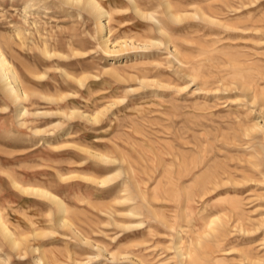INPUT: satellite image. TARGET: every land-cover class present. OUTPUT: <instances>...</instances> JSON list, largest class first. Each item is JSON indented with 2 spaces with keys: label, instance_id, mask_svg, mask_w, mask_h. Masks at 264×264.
Wrapping results in <instances>:
<instances>
[{
  "label": "rangeland",
  "instance_id": "374dc122",
  "mask_svg": "<svg viewBox=\"0 0 264 264\" xmlns=\"http://www.w3.org/2000/svg\"><path fill=\"white\" fill-rule=\"evenodd\" d=\"M95 1L0 0V264H207L236 185L264 204V0Z\"/></svg>",
  "mask_w": 264,
  "mask_h": 264
},
{
  "label": "bare ground",
  "instance_id": "6f19581e",
  "mask_svg": "<svg viewBox=\"0 0 264 264\" xmlns=\"http://www.w3.org/2000/svg\"><path fill=\"white\" fill-rule=\"evenodd\" d=\"M75 1L77 3L85 4V6L89 8V11L91 10L94 14H96L100 24V29H102L103 31L105 28V24L102 22L101 17L105 16L106 11L103 10L102 7L95 0H75ZM179 15H176L174 13L171 14V16L175 18H180L181 16ZM103 45L105 46V50H107L108 52L119 51L125 47H128L127 41L122 42V45L120 46L119 49L116 47V45L110 46L109 39L108 37H106V35H103ZM12 79L17 80V73L15 72L14 69L11 68L10 62L8 61V59L0 49V82H1L0 84H3L4 90L8 92L9 95L13 96L16 100H20L21 94L13 84ZM259 99H256V101L258 100L257 103L261 104V107L264 110V101L261 103ZM95 118H97V116H95ZM248 131H249L248 133L246 132L247 136L252 135L253 134L252 132L255 131L260 132L264 135V123L256 122L254 123L252 128ZM254 150H256V154L254 156H256L255 158L257 160L254 163V165H256L257 169L260 171V173H262L264 178V165H263L264 162L260 158V156L262 155L258 153L257 149ZM109 178L102 180L101 182L106 183L109 180ZM247 180L253 182V180L256 179L253 177H248ZM262 181L264 182V180ZM259 182H257V184ZM253 183H251L250 185L251 187H254ZM241 184L242 185L240 186L236 185V187L234 188V191L237 192V194L235 196L229 197L227 203L222 207L221 211L223 214L222 215L217 214L208 220L207 226L208 228H210V230L209 232L206 231L207 234L205 233L206 234L205 239L208 242L207 247H209L210 252L206 253V255L204 256L206 257L205 259L207 261V264H234L231 262L235 259H238L240 264L243 261L246 262V264H264V204L261 201L263 205L261 204V206L260 207L258 206V208L255 207L254 204L249 205V202L247 201L249 197H247L246 195L245 196L242 195L247 190V188H244L247 183L242 182ZM15 185L19 186L24 191L27 192L29 191L35 194L52 198L56 203L59 211L65 212L66 210L65 205L60 200H58V197L56 195H54L47 189L39 186H25L18 182H16ZM260 198L263 199L264 197H259V199ZM63 221L65 220L63 219ZM0 233L10 242V244H12V247L16 248L17 246H19L20 242L17 241L18 239L15 238L13 231L8 227L1 212H0ZM208 237L210 240L207 239ZM202 242H203V238L198 237L197 243L201 244ZM239 245H245V246L240 249H237ZM186 249L188 248H186L181 241L179 247V255L181 257L182 263L195 264L196 262L193 263L195 261V257L193 258L191 256L192 250L189 249L190 251H187ZM235 249H237L238 253H236L235 256L230 257L229 255L231 254L234 255ZM220 250L227 253H225L224 255L222 254L223 256H219L216 253Z\"/></svg>",
  "mask_w": 264,
  "mask_h": 264
}]
</instances>
